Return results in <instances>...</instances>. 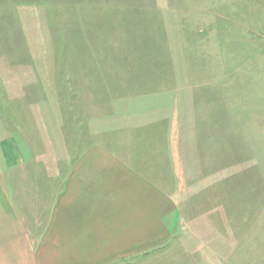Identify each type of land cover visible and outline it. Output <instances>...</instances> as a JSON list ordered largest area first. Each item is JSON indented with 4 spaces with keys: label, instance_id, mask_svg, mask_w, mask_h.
Segmentation results:
<instances>
[{
    "label": "rangeland",
    "instance_id": "obj_1",
    "mask_svg": "<svg viewBox=\"0 0 264 264\" xmlns=\"http://www.w3.org/2000/svg\"><path fill=\"white\" fill-rule=\"evenodd\" d=\"M149 36L173 78L164 91L135 77ZM138 108L168 140L167 175L150 177L165 195L149 203L166 216L150 233L134 219L130 253L99 229L84 259L54 243L49 207L78 172H116L127 148L79 168L83 146L121 145L127 130L112 126ZM0 209L24 222L8 243L21 264H264V0H0Z\"/></svg>",
    "mask_w": 264,
    "mask_h": 264
},
{
    "label": "crops",
    "instance_id": "obj_2",
    "mask_svg": "<svg viewBox=\"0 0 264 264\" xmlns=\"http://www.w3.org/2000/svg\"><path fill=\"white\" fill-rule=\"evenodd\" d=\"M162 96L172 98L171 95ZM131 98L132 96H129L128 99ZM114 102L115 101H113L112 104H114ZM127 106L129 105L126 101V107ZM139 111L141 113H139ZM136 112V115H129L127 120H119V123L113 124L112 126L124 127L127 130V135L122 138L123 143L121 145L119 141L115 142L113 140L110 146L108 143L102 141L99 136H96L92 144L83 146L85 149L82 151L81 155L84 160L83 163L79 165V168H81L83 164L87 166L88 162L91 160L93 161L94 158H97L100 154L104 155L107 153V156L109 154L113 160L117 158L116 155L118 154V151L115 149L127 148V158L126 160L118 161L121 165L115 168L116 172L114 169L110 172L111 169L109 168V171L106 170L107 173L102 179L100 174H97L99 171H96L93 177L98 176L95 177V180L99 178L101 181L96 182L99 185L98 189V185L90 181L94 179L93 177L86 180L87 177L85 175L84 178L82 177L83 174L77 173L76 167L71 169L73 174L74 172L77 173V176L75 174V178H73L72 188L67 190V194L64 196L61 205L55 203L49 207L51 211L50 214L47 213L45 226L47 230L50 231L49 233L51 235L53 233V236L56 237L54 243H58L57 245H68V250L73 244L78 245V251L82 254L84 259L86 258V254L91 252L88 245L90 244L92 246L94 243V245H96V243L98 244L99 237H104L105 240H108V243L126 245L124 246L126 253H130V251L133 252L134 245L136 244L133 231L138 224V221L134 219H138L140 225H144L147 232L150 233L148 223H151L153 228H155L160 224L161 217L164 218L166 216L165 211L163 215L164 208L156 210L155 208H151L149 204L150 202H156L155 199L160 198L161 195H165L164 192L160 191V189L152 184L150 177H152V175L154 176L153 173L157 174L159 172L165 176V174L167 175V170L170 168L171 162L166 152V148L168 147L166 133L164 130L160 134L161 126L159 125V128H152V125L150 126L144 120H141V124L138 123L136 119L140 115L145 116L146 114L150 117L153 116L143 111L141 108H138ZM124 114L125 113H120L119 118ZM97 125H94L93 129L95 133L100 130V125ZM146 157L150 161L147 162V159H145ZM142 160L145 161L143 162ZM145 167L148 169L147 173L145 172ZM129 186H135V189L139 192L131 195ZM163 188H166V184H163ZM162 198H165V196ZM152 199L153 201H151ZM63 203H67V205ZM62 206L67 207L63 209ZM6 216L5 210L0 209V264L12 262L21 264V261L19 260L18 263L16 259L15 250L11 256L9 252L11 246H9L8 243L11 245L13 244L15 249L17 243L18 245L22 244L21 228L25 225L23 221H8ZM8 227L13 230V240L10 242L7 241ZM104 228H110L112 230L103 232L102 229ZM99 229L100 236L97 237V231ZM124 230H126V237L122 238ZM18 232L19 236L17 238ZM142 238L143 240L145 239L144 236ZM150 238L151 237H146L148 241H150ZM147 243L148 242H144L143 244ZM148 244L150 246L151 241ZM146 247L148 246L146 245ZM56 249H59V247ZM139 249H141V247ZM136 250H138V248H136ZM62 259L66 260L71 258L62 257Z\"/></svg>",
    "mask_w": 264,
    "mask_h": 264
},
{
    "label": "trees",
    "instance_id": "obj_3",
    "mask_svg": "<svg viewBox=\"0 0 264 264\" xmlns=\"http://www.w3.org/2000/svg\"><path fill=\"white\" fill-rule=\"evenodd\" d=\"M148 44H149V46L147 47ZM161 44H163V43L161 42ZM135 47L140 49V50L143 47H147L145 49V55L147 57L146 62L137 61V64H138L137 71L139 72V74L136 75L135 77H137V80L139 82H141V80L143 82H145V86L147 85L146 88H148V90H149V88H153V90L156 88H157L156 90H158V88H159V89H162L161 91L166 90L168 88L169 84L174 83L173 78H170L169 75H167V76L164 75L162 77H159V74H158L159 71H157V67L163 65L165 63V61H163L164 59H163V56L161 53L164 51V49L162 46H159V44L156 41V37L149 36L148 38L140 39V40H138V45H135ZM148 48H149V50H148ZM149 52H151V55H153V57L151 59L149 56ZM160 81L161 82L163 81V83H164L162 85V88H160L161 85H159ZM120 97L124 98L122 95H120Z\"/></svg>",
    "mask_w": 264,
    "mask_h": 264
}]
</instances>
